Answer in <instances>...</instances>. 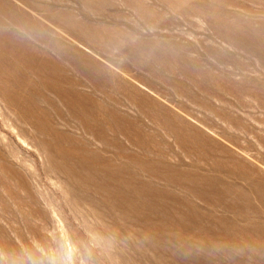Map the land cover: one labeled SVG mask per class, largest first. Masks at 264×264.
<instances>
[{"label":"rangeland","instance_id":"obj_1","mask_svg":"<svg viewBox=\"0 0 264 264\" xmlns=\"http://www.w3.org/2000/svg\"><path fill=\"white\" fill-rule=\"evenodd\" d=\"M0 264H264V0H0Z\"/></svg>","mask_w":264,"mask_h":264},{"label":"bare ground","instance_id":"obj_2","mask_svg":"<svg viewBox=\"0 0 264 264\" xmlns=\"http://www.w3.org/2000/svg\"><path fill=\"white\" fill-rule=\"evenodd\" d=\"M125 134V132H124ZM203 146V145H202ZM87 159V158H86ZM220 164V163H219ZM221 165V164H220ZM222 166V165H221ZM143 186V185H142ZM259 186V185H258ZM215 189V188H214ZM254 189V188H253ZM142 190V189H141ZM218 190V189H217ZM216 193V192H215ZM219 193V192H218ZM235 193V192H234ZM246 195V194H245ZM216 197V196H215ZM137 198V197H136ZM236 203V202H235ZM219 204V203H218ZM228 207V206H227ZM132 210V209H131ZM239 210V209H238ZM128 212V211H127ZM246 216V215H245ZM146 217V216H145ZM153 217V216H152ZM181 218V217H180ZM140 220V219H139ZM159 221V220H158ZM196 223V222H195ZM157 224V223H156ZM165 226V225H164ZM183 226V225H182ZM177 227V226H176ZM201 227V226H200ZM167 228V227H166ZM260 228V227H259ZM146 229V228H145ZM162 229V228H161ZM186 229V228H185ZM208 230V229H207ZM184 232V231H183ZM208 233V232H207ZM166 234V233H165ZM216 235V234H215ZM250 237V236H249ZM260 238V237H259ZM217 240V239H216ZM173 241V240H172ZM198 242V241H197ZM203 243V242H202ZM223 243V242H222ZM233 244V243H232ZM238 244V243H237ZM199 245V244H198ZM187 247V246H186ZM189 247V246H188ZM205 248V247H204ZM253 248V247H252ZM186 249V248H185ZM240 249V248H239ZM199 252V251H198ZM214 252V251H213ZM248 252V251H247ZM197 256V255H196ZM195 257V256H194ZM211 258V257H210Z\"/></svg>","mask_w":264,"mask_h":264}]
</instances>
